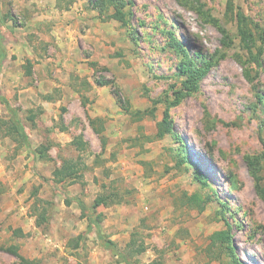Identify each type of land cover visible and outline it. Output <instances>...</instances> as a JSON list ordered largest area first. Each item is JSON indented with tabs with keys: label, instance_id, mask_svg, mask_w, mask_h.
Masks as SVG:
<instances>
[{
	"label": "rangeland",
	"instance_id": "rangeland-1",
	"mask_svg": "<svg viewBox=\"0 0 264 264\" xmlns=\"http://www.w3.org/2000/svg\"><path fill=\"white\" fill-rule=\"evenodd\" d=\"M36 1L0 0L19 53L0 77V264H233L222 231L242 264H264L249 164L264 186V0H83L71 94L58 21ZM187 64L208 68L198 91ZM87 189L115 202L81 207Z\"/></svg>",
	"mask_w": 264,
	"mask_h": 264
},
{
	"label": "crops",
	"instance_id": "crops-1",
	"mask_svg": "<svg viewBox=\"0 0 264 264\" xmlns=\"http://www.w3.org/2000/svg\"><path fill=\"white\" fill-rule=\"evenodd\" d=\"M69 1H71V3L67 5V2ZM36 2L38 3L39 8L46 7L47 4L46 0H37ZM49 2L51 3L50 5L51 14L57 19L58 21L57 27L60 30L59 37L57 38V40L59 43H61L63 47L65 46V48L68 50V53L66 54L68 68H69L67 70V74H68L67 81H68V85H70L71 83V85L69 86L68 93L69 94H71L72 92L75 93L72 83L74 82L76 76H78L77 74L73 73V71L75 70L76 65H78L75 59H78L77 45H78V39L80 37V22L82 19L86 18L85 16L87 12L80 8L81 4L83 3V0H67V1L49 0ZM45 13L46 12L43 11L41 13L43 19H45V17H48L47 15H45ZM1 14L2 13H0V22L2 21ZM5 27L2 28L0 25V44L2 46V51L4 52V57L1 61V67H0V77L3 75L4 71H6V68L14 63V56L19 54L14 50L8 49L4 36L5 35L4 30H12L14 28V25H12L9 22L6 24ZM35 67L40 72L46 75L47 72L46 62L37 63ZM91 128L93 130L92 126ZM84 192H85L84 195L85 200L79 202V205L85 208L94 207L95 198H91L88 189ZM91 230L96 232V230L92 228Z\"/></svg>",
	"mask_w": 264,
	"mask_h": 264
},
{
	"label": "trees",
	"instance_id": "trees-1",
	"mask_svg": "<svg viewBox=\"0 0 264 264\" xmlns=\"http://www.w3.org/2000/svg\"><path fill=\"white\" fill-rule=\"evenodd\" d=\"M90 4L93 6V8L98 9V10H102L105 9L106 7H110L112 2H115L116 0H89ZM71 3V1H69ZM69 3V4H70ZM230 1H229V5L228 8L230 10L231 6H230ZM232 9V8H231ZM118 14L115 15L114 18L118 19L120 22H125L126 21V16H124V14L121 11H117ZM239 17V33L243 39L244 45L245 47H247V49H250V43L252 42V34L251 32L245 27V24L243 23V21H241V19L243 18L242 13H238L237 15ZM180 48L181 45H179ZM4 57V52L2 51V46L0 44V67H1V61ZM259 62V61H258ZM208 68L205 67L202 69L201 68H197L195 69L193 65H185L183 68V74L186 75L187 77V84L190 85V87L192 88V90L198 91L200 89V81L201 79L205 76V74L207 73ZM106 83H101V85H105ZM183 96H178L176 97V99L171 103L173 105H177L178 103H180V101L182 100ZM1 101L5 104H7V102L4 99H1ZM120 103L122 104V102L120 101ZM124 104V102H123ZM127 112H130L129 106H122ZM138 115H141V113H137ZM19 126V125H17ZM91 126L93 127V130L95 132L96 128L94 127V125L91 123ZM171 125H170V121H169V113L168 111L165 113V118L163 120V122L160 124L159 127V132H158V137H163L165 136V134L167 133H171ZM21 134L22 138H26L25 133L22 131H19ZM185 161H187V163H190L191 166L193 164L192 160H190L188 157L185 159ZM69 163V162H67ZM249 164L251 165V173L255 179L256 182V190L258 191L259 195L264 199V186L262 185V179L259 175V173L255 170L254 168V163L253 162H249ZM196 168V167H195ZM195 171L198 173V175H202L200 171L197 170V168L195 169ZM75 174V171L71 172V167L70 165L67 164V166L62 170V171H57L56 173V177H60V181L69 179L70 177H73ZM199 176V179L202 180V178ZM115 202L114 200H110L109 196H105V197H98L95 200L94 203V208H98L99 206L103 205H108L109 203H113ZM93 218L91 219V223H92ZM99 230V229H98ZM99 234V236L102 238L103 236L101 235L100 232H97ZM213 239L216 241H220L222 242V244H227L226 248L229 251L231 258L233 259V264H242L241 261L238 260V258L235 255V250L234 248L230 245L231 244V238H230V234L227 231H222V232H217L214 236ZM7 251L9 253L18 254V250L16 247H9L7 249ZM150 264H161L159 261H154Z\"/></svg>",
	"mask_w": 264,
	"mask_h": 264
}]
</instances>
